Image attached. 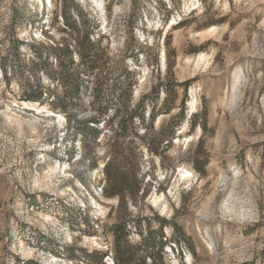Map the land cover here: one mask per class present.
Instances as JSON below:
<instances>
[{
  "label": "rangeland",
  "instance_id": "rangeland-1",
  "mask_svg": "<svg viewBox=\"0 0 264 264\" xmlns=\"http://www.w3.org/2000/svg\"><path fill=\"white\" fill-rule=\"evenodd\" d=\"M97 85L109 116L131 87L180 122L128 208L69 128ZM120 221L148 264H264V0H0V264H115Z\"/></svg>",
  "mask_w": 264,
  "mask_h": 264
},
{
  "label": "trees",
  "instance_id": "trees-1",
  "mask_svg": "<svg viewBox=\"0 0 264 264\" xmlns=\"http://www.w3.org/2000/svg\"><path fill=\"white\" fill-rule=\"evenodd\" d=\"M67 22V21H66ZM68 25H72L67 22ZM86 44L89 47L99 45V42L92 41L86 34L84 37ZM77 43V42H76ZM82 43L78 41L76 47L81 48ZM71 46V45H70ZM70 46H60L58 43L51 46L52 49L61 51H70ZM81 51V50H80ZM85 58V55H83ZM59 67V72L62 75V82L68 80V74L64 69L65 63L59 57L56 58ZM6 74L8 73L5 70ZM127 74H131L128 72ZM130 77V76H129ZM67 82V81H65ZM130 87V86H129ZM79 85H76L72 91H79ZM132 88H126L122 91L121 102L114 107L113 115H107V107L101 105L100 85L96 86L95 102L96 110L94 115L87 118H76L73 115L69 116V128L74 129L75 138L80 139V143L84 148L87 156V151H92L93 144H105V164L102 169L103 173V193L106 196H116L119 199V206L128 208L127 201L133 200L134 197L141 191L142 182L139 178V160L142 152V146L148 148L149 153L162 154L163 150L170 147L173 139L178 131L179 121L170 124L169 128L163 122L156 129L154 123L157 119L156 112L157 104L150 110L146 117V104L144 99L136 103L130 110L129 99L132 94ZM41 97V96H40ZM38 97V98H40ZM171 113L173 104L170 101H165L158 109ZM183 117V113L180 114ZM138 122V124H137ZM144 129L142 133L141 129ZM85 155V156H84ZM73 160V157H70ZM92 164L96 162L92 161ZM196 171L204 173L197 166L194 160ZM178 230V229H177ZM113 243H112V259L115 264H148L146 262V254H143L140 245H133L128 239V231L124 222L117 223L112 226ZM149 241H151L149 239ZM162 247V245L160 246ZM108 252L102 253L101 258L106 257ZM154 264H157L156 257H153Z\"/></svg>",
  "mask_w": 264,
  "mask_h": 264
}]
</instances>
